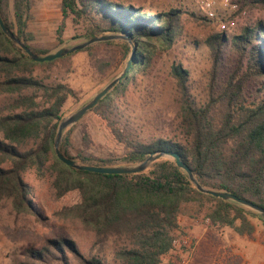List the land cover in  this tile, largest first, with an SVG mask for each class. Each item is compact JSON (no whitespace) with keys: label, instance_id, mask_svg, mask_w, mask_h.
Here are the masks:
<instances>
[{"label":"trees","instance_id":"1","mask_svg":"<svg viewBox=\"0 0 264 264\" xmlns=\"http://www.w3.org/2000/svg\"><path fill=\"white\" fill-rule=\"evenodd\" d=\"M246 3L264 9V0ZM35 6L36 0H0L6 25L33 51L47 55L51 48L30 44L35 39L29 30ZM60 7L63 19L57 39L61 46L69 17L74 26H83V33L73 39L126 33L137 45L129 73L89 111L108 122L126 148L124 156L73 155V126L65 130L61 144L68 158L87 165L122 166L140 163L154 152H175L205 187L233 193L264 208L263 20L247 23L233 34L223 30L208 35L210 69L204 100L194 94L192 71L184 61L175 62L170 76L178 104L177 132L145 138L132 133L129 121L123 120L121 102L127 91L141 75L148 74L160 51L173 48L182 39L185 14L209 22L222 23L226 18H201L183 8L152 12L132 0H62ZM243 10L241 7L240 13ZM84 51L101 75L114 68L116 76L127 66L132 46L128 41L113 40ZM226 57L233 60L234 67L224 76ZM53 62L33 61L0 26V92L18 95L0 108V192L15 195L20 209L43 219L39 197L25 178L34 168L40 177L48 178L58 197L80 192V202L66 209L73 210V216L94 238L86 246L72 233L50 239L41 249L29 248L22 264H162L174 248L184 206L191 202L210 203L207 216L211 223L229 226L241 235H253L251 218L264 222L260 213L245 205L200 192L172 157L160 158L148 170L133 174L94 173L64 164L54 144L64 119L62 109L78 93L67 83L46 84L33 74L34 65ZM83 140L89 141L86 130Z\"/></svg>","mask_w":264,"mask_h":264},{"label":"rangeland","instance_id":"2","mask_svg":"<svg viewBox=\"0 0 264 264\" xmlns=\"http://www.w3.org/2000/svg\"><path fill=\"white\" fill-rule=\"evenodd\" d=\"M61 1L36 0L29 22V30L35 34V39L30 42L32 46L49 47L54 53L61 47L86 41L73 39L83 33V26H74L72 17H69L66 20L63 46L59 43L57 30L63 19ZM206 1L132 0L135 5L144 6L152 12L183 8L186 12L195 11L197 16L208 19ZM211 1L214 2L218 15L226 18L222 23H226L230 29H223L221 21L209 22L185 14L182 39L173 48L160 51L148 74L141 75L137 84H133L122 99L123 120L129 121L132 133L145 138L174 135L177 132L178 104L175 100V82L170 76L172 65L179 60L184 61L185 66L192 71L194 94L199 100H204L210 69L208 48L205 44L208 35L223 30L233 34L247 23L264 21V9L248 6L247 0H230L232 3H238L237 10L229 9L225 0ZM241 7H244V10L240 13ZM233 67V60L226 57V72H223V75ZM115 71L112 68L107 75H101L94 67L89 53L84 50L55 60L50 65L33 66V74L44 83H67L78 93L76 98L70 96L64 105V119L91 100L123 70L114 76ZM17 96L0 92V108ZM39 100L42 101L41 98ZM85 130L89 134L88 142L83 140ZM2 137L0 131V138ZM71 141L72 154L75 156L81 154L121 159L126 152L124 144L115 137L108 122L93 111L88 112L74 125ZM33 144L34 142L30 141L28 145ZM25 178L34 186V196L39 197L38 206L43 219H37L29 210L20 209L15 195L0 192V264H22L27 259L29 248L41 249L50 239L61 238L69 233L82 241L83 245H91L93 233L73 216V210L66 209L80 202V192L73 190L58 197L48 178L40 177L34 168L26 172ZM211 206L208 202H191L184 206L179 217L180 228L176 231L175 238L190 237L195 243L194 252L188 253L187 249L173 248L163 257L162 264H183L185 261L188 264H264V222L251 218L255 225L253 235H241L229 226L213 225L207 216Z\"/></svg>","mask_w":264,"mask_h":264},{"label":"water","instance_id":"3","mask_svg":"<svg viewBox=\"0 0 264 264\" xmlns=\"http://www.w3.org/2000/svg\"><path fill=\"white\" fill-rule=\"evenodd\" d=\"M0 26L3 30V32L7 35V37L13 42V44L25 52L29 54L31 59L35 62H52L57 59L63 58L69 54L81 51L86 49L87 47L100 43V42H107V41H113V40H119V41H128L130 45L132 46V55L127 63V66L125 69L116 76L112 81H110L100 92H98L91 100H89L87 103H85L83 106H81L77 111L63 119L59 125L58 132L55 139V153L57 157L66 165L71 166L78 170H84V171H90L94 173H105V174H133V173H141L149 169V167L157 160L163 157H172L176 160V163L179 167L186 170L191 181L196 186V188L205 194L212 195L217 198L230 200L238 202L242 205H245L258 213H260L264 217V208L254 204L253 202L240 198L237 195L220 191V190H214L209 189L202 185V183L197 179L192 169L182 160L181 156L178 153L170 152L166 150L158 151L152 153L146 160L133 164V165H122V166H97V165H87L83 164L77 160L68 158L61 150V143L63 140L64 132L66 129L76 125L90 110H92L99 101L108 94L114 87L119 84L129 73L131 63L134 59V54L137 49L136 43L133 41V39L127 35L126 33H107L102 36H95L91 39H88L86 41H83L81 43L72 45V46H64L57 50L54 53H50L47 55H39L35 51H33L30 47H28L24 42H22L19 37L6 25L4 22L1 12H0Z\"/></svg>","mask_w":264,"mask_h":264},{"label":"built area","instance_id":"4","mask_svg":"<svg viewBox=\"0 0 264 264\" xmlns=\"http://www.w3.org/2000/svg\"><path fill=\"white\" fill-rule=\"evenodd\" d=\"M225 5L232 10H237L239 8L238 3H232L230 0H225ZM206 15L210 18L219 17L217 11L214 9V2L211 0L206 1ZM221 27L227 30L230 29L226 23H221ZM173 244H174V248L187 249L188 253H193L195 249V243L188 236L175 238ZM183 264H188V263L187 261H185Z\"/></svg>","mask_w":264,"mask_h":264}]
</instances>
